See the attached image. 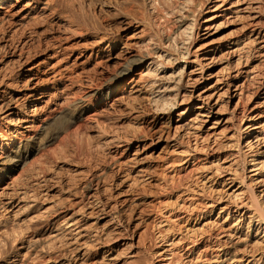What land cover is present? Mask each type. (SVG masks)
Returning <instances> with one entry per match:
<instances>
[{
    "label": "bare ground",
    "instance_id": "1",
    "mask_svg": "<svg viewBox=\"0 0 264 264\" xmlns=\"http://www.w3.org/2000/svg\"><path fill=\"white\" fill-rule=\"evenodd\" d=\"M117 1L0 0V264H264V0Z\"/></svg>",
    "mask_w": 264,
    "mask_h": 264
},
{
    "label": "rangeland",
    "instance_id": "2",
    "mask_svg": "<svg viewBox=\"0 0 264 264\" xmlns=\"http://www.w3.org/2000/svg\"><path fill=\"white\" fill-rule=\"evenodd\" d=\"M83 1H84V5L89 9V12L93 13V15L95 14L96 17H98L101 20V22L107 28V30L114 31L116 29L117 17L114 13L115 12L114 10L119 9L118 8L119 2L117 0H83ZM223 34L224 32L219 34L218 37H220Z\"/></svg>",
    "mask_w": 264,
    "mask_h": 264
}]
</instances>
